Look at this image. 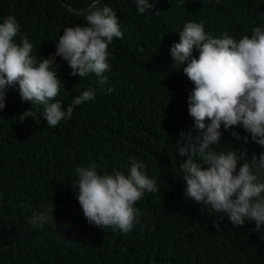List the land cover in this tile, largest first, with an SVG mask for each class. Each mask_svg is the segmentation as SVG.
<instances>
[{
    "label": "trees",
    "instance_id": "obj_1",
    "mask_svg": "<svg viewBox=\"0 0 264 264\" xmlns=\"http://www.w3.org/2000/svg\"><path fill=\"white\" fill-rule=\"evenodd\" d=\"M90 2L0 0V23L13 16L20 25L14 42L26 36L39 61L55 52L65 27L86 25L77 12ZM99 2L115 11L123 34L108 46L107 84L99 85L94 74L70 75L59 56L55 62L64 86L55 100L66 109L89 89L95 92L93 100L49 127L43 106L22 100L18 83L5 89L0 109V264H264V225L259 233L252 220L234 227L226 215H209L206 206L185 195L180 165L186 157L179 156L178 148L186 134L198 135L188 114L194 84L183 72L187 62L175 68L169 54L190 21L202 23L213 38L226 34L237 41L250 36L254 27L264 30V0H149L153 8L144 13H138L135 0ZM198 55L194 48L192 56ZM26 111L33 118L21 120ZM220 131V143L211 146L217 153L239 156L246 151L250 159L264 151L240 125L227 130L221 125ZM233 131L241 139L233 138ZM130 158L146 165L141 171L158 191L135 203L139 222L129 232L90 225L77 200L75 169L95 166L101 175L127 176ZM51 204L55 223L43 231L32 227L31 216ZM213 220L219 228L212 226ZM62 226L64 233L57 230Z\"/></svg>",
    "mask_w": 264,
    "mask_h": 264
},
{
    "label": "clouds",
    "instance_id": "obj_2",
    "mask_svg": "<svg viewBox=\"0 0 264 264\" xmlns=\"http://www.w3.org/2000/svg\"><path fill=\"white\" fill-rule=\"evenodd\" d=\"M135 6L138 13H144L153 8V3L135 0ZM68 10L76 11L70 7ZM77 15L85 17L86 25L65 27L55 52L39 61L32 55L33 45L26 36L19 44L14 42L20 25L13 16L0 23V109L5 107V89L17 83L22 100L43 106L42 115L49 127L71 118L76 106L93 100L92 89L72 99L66 109L55 100L64 87L55 71L57 56L68 63L70 75L83 78L94 74L99 85L107 84L104 73L109 70L108 46L114 38L123 36L118 17L109 6L101 7L99 0H91L88 8ZM194 48L199 50L198 58L192 56ZM169 54L173 67L187 62L183 72L194 84L187 98L188 114L198 135L186 134L183 146L178 148L179 156L186 157L180 165L186 182L185 195L206 206L209 215L219 213V219L226 215L234 227L252 220L253 230L261 232L264 182L260 177L264 176V151L258 157L253 153L249 159L246 151L238 156L234 151L217 153L211 146L220 143L221 125L226 130L240 125L252 141L264 148V30L254 27L250 36L243 35L237 41L226 34L213 38L205 33L202 23L190 21L179 32V42L170 47ZM27 116L33 118L34 113L26 111L20 119ZM231 136L241 139L235 131ZM248 139L243 137L244 142ZM130 159L127 176L120 172L101 175L95 166L75 169L77 200L90 225L127 233L134 222H139L140 212L135 203L145 193L158 191L154 181L141 171L146 165ZM53 209V204L41 206L28 223L43 231L46 224L54 222ZM212 226L219 228L217 220H213ZM57 230L64 233L66 226Z\"/></svg>",
    "mask_w": 264,
    "mask_h": 264
}]
</instances>
